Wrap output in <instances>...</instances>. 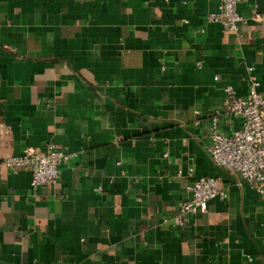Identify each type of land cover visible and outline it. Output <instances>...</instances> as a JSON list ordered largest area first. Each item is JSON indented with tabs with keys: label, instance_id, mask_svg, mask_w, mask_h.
<instances>
[{
	"label": "crops",
	"instance_id": "1",
	"mask_svg": "<svg viewBox=\"0 0 264 264\" xmlns=\"http://www.w3.org/2000/svg\"><path fill=\"white\" fill-rule=\"evenodd\" d=\"M220 4L0 0V264H264V197L209 153L214 115L241 125L224 85L264 94V0L238 33ZM50 145L73 153L51 185L4 164ZM204 176L227 198L181 224Z\"/></svg>",
	"mask_w": 264,
	"mask_h": 264
},
{
	"label": "built area",
	"instance_id": "2",
	"mask_svg": "<svg viewBox=\"0 0 264 264\" xmlns=\"http://www.w3.org/2000/svg\"><path fill=\"white\" fill-rule=\"evenodd\" d=\"M239 1L220 0L219 13L210 15L209 19L219 20L226 30L238 33L242 20L236 10ZM224 86L228 111L240 118L241 125L225 134L217 130L214 115L209 153L216 165L233 171L240 181L248 182L264 197V94L258 90L259 82L256 80L251 81L243 95L237 94L230 84ZM71 156L73 153L52 145L45 151L25 147L19 155L7 156L4 164L14 173L28 169L30 184L36 187L55 183L59 179L61 165ZM192 170V167L188 168L189 172ZM185 192L187 198L179 203L178 221L181 224L189 215L205 212L210 199L227 198V190L220 187L215 176L192 180L186 184Z\"/></svg>",
	"mask_w": 264,
	"mask_h": 264
}]
</instances>
